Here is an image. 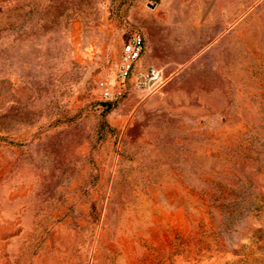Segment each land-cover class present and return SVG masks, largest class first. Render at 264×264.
Segmentation results:
<instances>
[{"label": "rangeland", "instance_id": "374dc122", "mask_svg": "<svg viewBox=\"0 0 264 264\" xmlns=\"http://www.w3.org/2000/svg\"><path fill=\"white\" fill-rule=\"evenodd\" d=\"M0 264H264V0H0Z\"/></svg>", "mask_w": 264, "mask_h": 264}, {"label": "built area", "instance_id": "2783aa9c", "mask_svg": "<svg viewBox=\"0 0 264 264\" xmlns=\"http://www.w3.org/2000/svg\"><path fill=\"white\" fill-rule=\"evenodd\" d=\"M145 51V37L141 31H133L122 47L118 71L113 82L100 81L99 89L104 102H115L130 95L133 91L153 94L163 82L164 70L159 67L136 72L137 63ZM136 72V75H135ZM135 75L132 82L131 78Z\"/></svg>", "mask_w": 264, "mask_h": 264}, {"label": "crops", "instance_id": "0c3cea01", "mask_svg": "<svg viewBox=\"0 0 264 264\" xmlns=\"http://www.w3.org/2000/svg\"><path fill=\"white\" fill-rule=\"evenodd\" d=\"M150 67H152V66H150ZM156 67V66H155ZM148 69V68H147ZM136 70H137V66H136Z\"/></svg>", "mask_w": 264, "mask_h": 264}]
</instances>
